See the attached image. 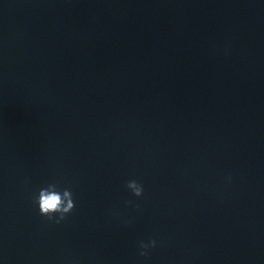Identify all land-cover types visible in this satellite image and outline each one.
Segmentation results:
<instances>
[{
	"label": "clouds",
	"instance_id": "9594fccd",
	"mask_svg": "<svg viewBox=\"0 0 264 264\" xmlns=\"http://www.w3.org/2000/svg\"><path fill=\"white\" fill-rule=\"evenodd\" d=\"M229 181L231 177L227 178ZM125 187L130 191L132 196L140 198L144 195V186L141 182L131 179L126 181ZM31 200L38 207V214L46 219L50 224L59 225L73 212L76 207L74 194L70 188L61 187L56 182H49L46 186L40 187L31 193ZM126 205L139 209L138 204L132 200L125 201ZM125 224L130 223L124 221ZM157 246L155 239L138 242V255L148 257L150 250Z\"/></svg>",
	"mask_w": 264,
	"mask_h": 264
}]
</instances>
